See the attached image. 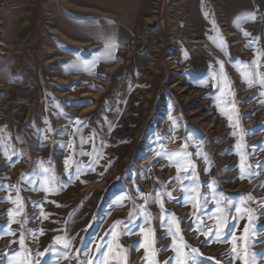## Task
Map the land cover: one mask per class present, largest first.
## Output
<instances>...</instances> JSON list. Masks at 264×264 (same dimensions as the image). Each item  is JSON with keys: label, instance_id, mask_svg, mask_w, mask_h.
I'll list each match as a JSON object with an SVG mask.
<instances>
[{"label": "rangeland", "instance_id": "1", "mask_svg": "<svg viewBox=\"0 0 264 264\" xmlns=\"http://www.w3.org/2000/svg\"><path fill=\"white\" fill-rule=\"evenodd\" d=\"M260 53L264 0H0V264L17 253L84 264L108 244L110 264H176L165 213L179 222L182 251L198 249L197 264H241L233 235L249 215L247 251L264 249V89L235 67L256 70L259 56L264 72ZM193 179L208 201L200 210L177 190ZM210 188L228 202L220 240ZM141 193L153 197L146 204Z\"/></svg>", "mask_w": 264, "mask_h": 264}, {"label": "snow or ice", "instance_id": "2", "mask_svg": "<svg viewBox=\"0 0 264 264\" xmlns=\"http://www.w3.org/2000/svg\"><path fill=\"white\" fill-rule=\"evenodd\" d=\"M253 19H254V17H253ZM238 22L239 21H237V23ZM213 31H215L214 25H213ZM244 35L248 36L249 33L245 32ZM209 39L221 51H225L226 45H225L222 37H219V36L209 37ZM217 40H219V43H217ZM106 46L109 48L116 47L115 44H108ZM259 55H264V53H260ZM218 63L221 64L220 72L218 75L220 78H222L223 83H224V87L226 89H228V91L225 93V95L233 94V93H231V82L228 79L227 74L223 70V63L219 62V61H218ZM251 64L255 66L256 70H253V68L250 67L248 64H242L240 62H237V65H235L236 70L239 72V74L241 76L242 82L247 84V86L249 88L259 86L261 89H264V72H260L258 70L260 68L259 56L256 59H253ZM216 75L217 74H214V76H216ZM260 94L264 95V92H261ZM218 107H219V105H218ZM221 114L227 116V118L231 122V120H232L231 115H229L228 113L223 112V111ZM45 123H47V121H45ZM80 123H82V122L77 121V124H80ZM229 126H232V124L230 123ZM78 130L79 129H77V131ZM233 135H235V133H233ZM83 142L84 141H82V143ZM181 152H183V149L181 150ZM181 152L172 153L169 155V158L171 159V157H173V156H180ZM4 154L6 157L8 156L7 150H5ZM81 155H91V154L90 153H81ZM197 155H199V152L197 153ZM9 159H10V157H9ZM243 159H244L243 156H241V161H243ZM175 163L177 165V172L179 173L181 171V161L176 160ZM65 165H66V167L68 166L67 160L65 161ZM87 167H90V165H88ZM191 167L192 166L190 165L188 168H184L183 170L187 173V172H189ZM43 175L48 177V179L51 181L56 180V177L51 176L47 170L43 171ZM192 175L194 177L195 173L192 172ZM187 178L188 177L186 176L185 179H187ZM177 179H179V177H177ZM31 182L35 183V181H31ZM0 187H2V186H0ZM181 188H183V190H184V195L181 197V199H184L186 203H191L192 207L194 209L200 210L208 202L207 198L201 199L202 193L199 192V187H198V184H197L195 179H193L192 185H190V186H186L184 184L178 185L177 190H180ZM44 190L46 192L47 191H53L54 192L56 190V188H55V186H53L51 189L45 188ZM210 190L212 191V198L215 201V213H214V218L216 221L215 236H216L217 240H220V238L223 235L224 230L228 226V216L226 215L225 210H224V204L228 203V202L226 200H224L223 194H220V196L217 197V195L214 191V188H210ZM164 195H167L169 198H171L172 193H164ZM152 197H153V193H149L147 197H144V194L141 193V198L145 199L146 204L150 199H152ZM250 198L251 197H249V199ZM152 202H156V201L153 200ZM13 203L20 204L19 196L17 197L16 201H13ZM159 206L161 208V211L163 212V202L162 201L159 202ZM232 206L235 208V211L238 214H241L240 218H243V213H242L241 207L237 206V205H232ZM144 211H145V215L147 216L148 214L146 213V209ZM12 214L13 213L10 211L9 215L11 216ZM130 215H131V213H130ZM165 217L167 219H169L170 224H171V227H169L168 234L172 236L173 245H174L173 251L176 253V264H188L189 260H191V264H197V261L192 254L198 252V249H191L189 252L182 251L181 246L177 245V237L180 235V229L178 227L179 222L176 220L174 215H170V214L165 213ZM251 219H252V217H251V215H249V224L251 223ZM119 223H120L119 221L115 222V224L113 225V229H115L116 224H119ZM249 224H245L243 235H241L239 238H237L235 235H233V241H236L237 239H239L240 241L243 242V247H239V246L234 245L231 249L232 253L235 254L234 259H239L241 261V264H255L256 258L264 257V249H262L259 253H252V254H249L247 251V246L250 242ZM172 227H175V229H176L175 232L172 231ZM196 230L201 231V227L199 224L196 225ZM140 231L142 233H144V235H145V241H144V243H141L140 247L144 248L146 257H149V256L154 257L155 256V250L152 249V245L154 244L155 241L149 238L150 234H151L150 231L145 232L144 228H141ZM211 232H212V229L209 230V233H204V234L209 235ZM9 234L14 235V233H9ZM113 234L115 235V232ZM57 239L59 240V238H57ZM101 240H103V237L101 238ZM224 242H227V241H224ZM19 243H20L21 248H23L24 247V235H23V233L21 234ZM64 246L67 247V244H65ZM103 247H104L103 244H97L96 245V252L101 253V249ZM107 247H108L107 252H103L101 255H93L91 259L85 260L84 264H110L109 254L113 251V246L111 244H108ZM183 247H187V246L183 245ZM46 252H47V250H46ZM46 252L40 253L39 255L41 257H43L46 255ZM224 255H228V253H224ZM249 255L252 256L251 260L248 258ZM8 264H32V261L28 257H26V256L22 257L19 253H17L16 256H14L11 260L8 261ZM36 264H40V262L37 261ZM117 264H119L118 261H117ZM142 264H143V261H142ZM148 264H158V262L155 261L154 259H149ZM165 264H168V262H165ZM229 264H232V261H229Z\"/></svg>", "mask_w": 264, "mask_h": 264}]
</instances>
